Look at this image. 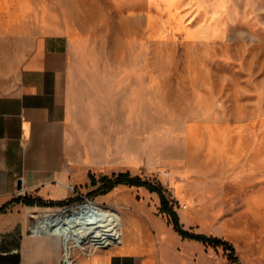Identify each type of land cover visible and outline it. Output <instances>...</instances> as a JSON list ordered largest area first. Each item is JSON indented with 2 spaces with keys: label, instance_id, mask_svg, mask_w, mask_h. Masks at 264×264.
Segmentation results:
<instances>
[{
  "label": "rangeland",
  "instance_id": "obj_1",
  "mask_svg": "<svg viewBox=\"0 0 264 264\" xmlns=\"http://www.w3.org/2000/svg\"><path fill=\"white\" fill-rule=\"evenodd\" d=\"M25 1L73 40L70 124L83 154L73 199L27 209L28 232H42L32 218L90 202L121 215L111 226L142 264H264V0ZM121 171L163 184L183 227L229 240L237 259L179 232L157 191L104 192L101 176ZM74 234L61 246L79 262L122 241L83 249ZM18 243L4 237L1 249Z\"/></svg>",
  "mask_w": 264,
  "mask_h": 264
},
{
  "label": "crops",
  "instance_id": "obj_2",
  "mask_svg": "<svg viewBox=\"0 0 264 264\" xmlns=\"http://www.w3.org/2000/svg\"><path fill=\"white\" fill-rule=\"evenodd\" d=\"M28 5L0 0V250L4 237L19 242L9 246L18 253L0 255V264H63L61 234L29 233L26 223L27 209L56 205L23 198L69 199L82 184V148L70 124L73 40L36 22ZM117 245L88 252L78 264H142L139 246L125 236Z\"/></svg>",
  "mask_w": 264,
  "mask_h": 264
},
{
  "label": "bare ground",
  "instance_id": "obj_3",
  "mask_svg": "<svg viewBox=\"0 0 264 264\" xmlns=\"http://www.w3.org/2000/svg\"><path fill=\"white\" fill-rule=\"evenodd\" d=\"M99 209L93 203L88 202L47 213L41 218L40 229L43 232L61 234L67 238L75 233L73 239L83 249L88 242L94 247L101 238L107 236L112 237L114 241L123 239L125 232L120 226L122 225L121 215L101 212ZM116 220H119L120 225L111 226ZM81 223L83 228L76 227Z\"/></svg>",
  "mask_w": 264,
  "mask_h": 264
},
{
  "label": "trees",
  "instance_id": "obj_4",
  "mask_svg": "<svg viewBox=\"0 0 264 264\" xmlns=\"http://www.w3.org/2000/svg\"><path fill=\"white\" fill-rule=\"evenodd\" d=\"M90 177H91L93 183H97L99 180L95 176V174H93L92 172L90 173ZM100 180L103 182V184L106 187L104 189V192H107L108 190L112 189L114 186H116L118 184H122V183L145 185L150 190L157 191L160 195L162 211L167 212L172 217L174 227L179 232H181L184 236H189L192 238L202 240L204 242H210V243H213L215 245H223L226 248H230V250H231L230 253L232 254V256L235 257V259H237L236 248H235L234 244L232 242H230L229 240L224 239L222 237H218V236L207 235L205 233L192 232V231L187 230L183 227L182 223L180 222L179 215H178L177 211L174 209V205H173L171 199L169 198V196L167 195L163 184L155 183L151 180L144 179L139 175H131V173L129 171L118 172L117 174H115L112 177L104 175V176H101ZM71 199H73V197L69 198V199H64V200H58V201L44 200L42 198H38L37 200H34L32 198H26V197L23 198L24 202H26L28 204L38 203L41 205H60V204H63V203H65Z\"/></svg>",
  "mask_w": 264,
  "mask_h": 264
},
{
  "label": "built area",
  "instance_id": "obj_5",
  "mask_svg": "<svg viewBox=\"0 0 264 264\" xmlns=\"http://www.w3.org/2000/svg\"><path fill=\"white\" fill-rule=\"evenodd\" d=\"M19 248L18 247H12L10 249H2L0 250V255H10L13 253H18ZM63 264H78L77 259L72 256L69 248H66L64 245V250H63Z\"/></svg>",
  "mask_w": 264,
  "mask_h": 264
}]
</instances>
